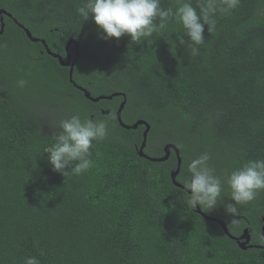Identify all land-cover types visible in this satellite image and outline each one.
I'll return each mask as SVG.
<instances>
[{
    "label": "trees",
    "instance_id": "1",
    "mask_svg": "<svg viewBox=\"0 0 264 264\" xmlns=\"http://www.w3.org/2000/svg\"><path fill=\"white\" fill-rule=\"evenodd\" d=\"M86 0H0L53 53L74 59L69 66L32 41L13 17L3 15L0 34V264H264V248H241L216 220L185 203L173 183L177 166L138 154L144 125L151 128L145 152L164 155L179 146L177 181L189 178L187 163L202 152L224 176L247 160L264 159V0H240L230 14H217L198 54L177 42L181 25L139 43L128 35L102 39L91 16L77 8ZM181 0H161L175 10ZM198 0H192L194 7ZM199 11V8H197ZM159 23V21H157ZM183 35V34H181ZM187 42V37H184ZM24 79L26 86L18 87ZM99 95L112 98L93 100ZM108 110V113L105 111ZM106 119L109 136L93 142V166L84 174L53 171L47 149L60 121ZM225 201L229 189L225 185ZM222 219L233 236L249 228L250 243L264 244V192L240 207L235 220L223 205L205 212Z\"/></svg>",
    "mask_w": 264,
    "mask_h": 264
},
{
    "label": "clouds",
    "instance_id": "2",
    "mask_svg": "<svg viewBox=\"0 0 264 264\" xmlns=\"http://www.w3.org/2000/svg\"><path fill=\"white\" fill-rule=\"evenodd\" d=\"M239 4L240 0H198L194 7L192 0H181L173 10L163 8L161 0H86L77 12L84 21L91 16L102 39H119L128 35L134 43L165 29L167 21L174 20L183 28V33L176 35L177 42L186 44L193 54H198V46L206 43L205 25L212 33L217 14H230ZM16 83L22 88L27 81L19 79ZM58 127L60 131L54 134L55 144L44 152L48 154L47 160L53 171L76 176L86 173L93 166V142H102L109 136L107 120L82 119L80 115L73 114L60 121ZM210 160V154L202 152L187 163L190 175L183 183L185 203L192 209L199 206L203 212L209 213L223 205L226 215L235 220L241 206L256 200L264 192V159L247 160L223 177L216 174ZM225 185L229 189L227 202ZM24 264H41V261L36 256H27Z\"/></svg>",
    "mask_w": 264,
    "mask_h": 264
},
{
    "label": "water",
    "instance_id": "3",
    "mask_svg": "<svg viewBox=\"0 0 264 264\" xmlns=\"http://www.w3.org/2000/svg\"><path fill=\"white\" fill-rule=\"evenodd\" d=\"M3 15H7L9 17H13L12 13L7 11L6 9L4 8H0V34L3 33L4 31V27H5V22H4V17ZM14 21L17 22L22 28H24L27 36L32 40V41H41L46 50L48 51L49 54L53 55L54 57H57L59 59V62L61 65H64V66H69V78H70V81L74 82L73 81V70H74V65L76 63V59L79 55V51H78V44L76 43V41L74 39H70L66 45V50L68 52V48H69V45L71 43H75L77 49H76V55H75V58L72 59L71 58V55L68 53L67 54V58L65 59L61 54H58V53H53L50 48L48 47L47 43H46V40L45 39H40V38H37V37H34L33 34L31 33V31L27 28V27H24L23 24L19 23L17 21L16 18H14ZM82 90L84 91L85 95L88 97V98H92L93 100H99L100 98H112L113 95H117L116 94H113V95H109V96H104V95H99L97 97H93L91 95V93L84 87H81ZM125 103H126V98L123 100V102L120 104L117 112H116V115H117V119L119 121V123L123 126V127H126V128H137L139 125H144L145 126V129L143 131V139H142V142L140 144V146L138 147V154L140 156H143V157H146L152 161H163V160H166L169 158L170 156V153H171V150H174L175 153H176V158H177V166L176 168L171 172V178H172V181L175 185L177 186H181L183 187V185L181 183H179L177 181V176L180 172V169H181V165H182V156H181V151H180V148L174 144V143H167L165 144L164 146V155L162 156H150L148 155L146 152H145V147H146V144H147V138H148V133H149V130L151 128V125L150 123L145 120V119H139L137 120L134 124H127L123 121L122 119V116H121V112L125 106ZM109 111L106 110L105 113H108ZM190 191V190H189ZM197 211L199 213H201L204 218L208 219V220H216L218 221L222 228L224 229V231L226 232L227 235H229L232 239H235L236 242L238 243V245L243 248V249H246L247 247H253V246H256V247H260V248H264V244H260V245H256V244H252L250 243V239H251V235H250V231H249V228H244L242 234H240L239 236H233L230 234L229 230H228V227L226 225V223L222 220V219H217L215 217H212L210 215H208L207 213L203 212L199 206H197ZM263 221H264V215L262 217ZM261 233H262V236L264 238V224L262 226V230H261Z\"/></svg>",
    "mask_w": 264,
    "mask_h": 264
},
{
    "label": "flooded vegetation",
    "instance_id": "4",
    "mask_svg": "<svg viewBox=\"0 0 264 264\" xmlns=\"http://www.w3.org/2000/svg\"><path fill=\"white\" fill-rule=\"evenodd\" d=\"M65 59L67 58V54H66V57H64ZM72 58V57H71ZM73 59V58H72ZM172 152H174L175 156H176V153L174 150H171V153H170V156L172 155ZM177 159V158H176Z\"/></svg>",
    "mask_w": 264,
    "mask_h": 264
},
{
    "label": "rangeland",
    "instance_id": "5",
    "mask_svg": "<svg viewBox=\"0 0 264 264\" xmlns=\"http://www.w3.org/2000/svg\"><path fill=\"white\" fill-rule=\"evenodd\" d=\"M179 147V146H178ZM181 151V150H180Z\"/></svg>",
    "mask_w": 264,
    "mask_h": 264
}]
</instances>
